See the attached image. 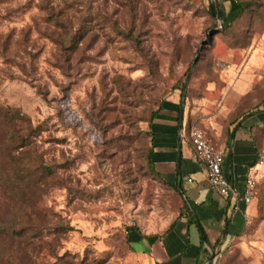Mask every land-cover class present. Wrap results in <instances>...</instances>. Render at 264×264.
I'll list each match as a JSON object with an SVG mask.
<instances>
[{
  "label": "rangeland",
  "instance_id": "374dc122",
  "mask_svg": "<svg viewBox=\"0 0 264 264\" xmlns=\"http://www.w3.org/2000/svg\"><path fill=\"white\" fill-rule=\"evenodd\" d=\"M237 1L253 5L237 16L221 0H85L69 24L41 0H0V264H122L124 230L180 211L150 166L149 122L183 99L198 51L190 130L217 146L264 110V0ZM254 131L264 163V125ZM257 183L214 264H264Z\"/></svg>",
  "mask_w": 264,
  "mask_h": 264
},
{
  "label": "crops",
  "instance_id": "0c3cea01",
  "mask_svg": "<svg viewBox=\"0 0 264 264\" xmlns=\"http://www.w3.org/2000/svg\"><path fill=\"white\" fill-rule=\"evenodd\" d=\"M242 122L229 139L227 135L217 144L224 152V175L240 190L248 178L258 181L264 175L252 129L264 125V110ZM186 124L182 100L174 95L164 102L149 131L154 138V170L172 188L177 187L182 206L187 205L191 216L178 212L159 225L138 222L124 230L127 253L122 264H214L218 252L245 229L251 208L240 205L235 210L211 187L205 166L192 159Z\"/></svg>",
  "mask_w": 264,
  "mask_h": 264
},
{
  "label": "built area",
  "instance_id": "2783aa9c",
  "mask_svg": "<svg viewBox=\"0 0 264 264\" xmlns=\"http://www.w3.org/2000/svg\"><path fill=\"white\" fill-rule=\"evenodd\" d=\"M190 139L193 146L192 159L205 166L211 187L225 200L231 201L235 210L240 205L250 206L255 198L256 179L248 178L243 190L238 189L224 175L223 150L214 145L200 129H191Z\"/></svg>",
  "mask_w": 264,
  "mask_h": 264
},
{
  "label": "trees",
  "instance_id": "16d2710c",
  "mask_svg": "<svg viewBox=\"0 0 264 264\" xmlns=\"http://www.w3.org/2000/svg\"><path fill=\"white\" fill-rule=\"evenodd\" d=\"M85 0H41L42 2V6H44L45 8L49 9L51 12H53L52 14L49 15V18H57V19H61V18H64L68 21H66L67 23L69 24H72L70 21L74 19V15L73 14H67L69 11H74L76 8L77 9H80V7L82 6V4L84 3ZM229 3H230V11L231 13H236L237 16H240L242 13H244L246 10L250 9L253 5L252 2H239L237 0H228ZM58 2V5L57 6H64L66 8V11L64 10H60L58 12H55L57 10V7L56 6V3ZM70 12V13H71ZM217 16L221 17L223 20H224V23H225V27L228 28L230 25H231V22L227 19V17L225 16V13L223 12H219V11H216L215 13ZM127 37H133L132 35H129V32L128 33H125ZM82 37V36H81ZM213 38V36L211 37V39ZM165 102V101H164ZM164 102L161 103V105L158 107V109L152 114L151 118H150V122L149 124L153 123L156 115H158L162 109H163V104ZM253 115V114H251ZM250 115V116H251ZM249 116H247L246 118H248ZM244 118V119H246ZM243 123V122H242ZM264 123V122H263ZM241 127V124H239L233 131L232 133L237 129ZM186 128V132L187 130H190V126H185ZM253 131H254V126L252 127ZM231 133V135H232ZM189 134H190V131H189ZM151 137H152V134L150 133ZM230 135V136H231ZM253 138H254V141L256 139V136H255V131L253 132ZM191 141V140H190ZM151 143H152V146H151V149H150V153H149V163H150V166L152 167V170H154V162L152 160V155H153V146H154V138L152 137V140H151ZM256 143V142H255ZM192 144V142H191ZM257 147V146H256ZM258 149V148H257ZM259 152V151H258ZM261 156V154H260ZM175 191H177V187L174 186L173 187ZM257 188H258V183H257V186H256V191H255V198H260V197H257ZM254 198V199H255ZM181 213H187L191 216V211L190 209L187 207L186 204H184L180 211ZM227 235V231H226V234ZM228 235H229V230H228ZM240 235V234H239ZM239 235H234V236H239ZM233 236V237H234Z\"/></svg>",
  "mask_w": 264,
  "mask_h": 264
},
{
  "label": "water",
  "instance_id": "95a60500",
  "mask_svg": "<svg viewBox=\"0 0 264 264\" xmlns=\"http://www.w3.org/2000/svg\"><path fill=\"white\" fill-rule=\"evenodd\" d=\"M212 15L215 16V13H214V9L212 7ZM206 45V41H204L200 47V50ZM199 53L200 51H198V54H197V57L196 59L194 60L193 64H192V68L190 70V73L188 75V78H187V82L185 83V87H184V93H183V99H182V105H183V108L185 106V101H186V89H187V86H188V83L190 81V78H191V75H192V72H193V69L195 67V65L197 64L198 62V59H199ZM182 116H183V113H182ZM183 118V117H182ZM214 256V255H213Z\"/></svg>",
  "mask_w": 264,
  "mask_h": 264
}]
</instances>
